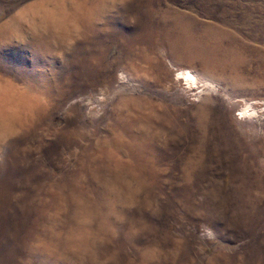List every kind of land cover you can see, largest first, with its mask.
Returning <instances> with one entry per match:
<instances>
[{"label": "rangeland", "instance_id": "374dc122", "mask_svg": "<svg viewBox=\"0 0 264 264\" xmlns=\"http://www.w3.org/2000/svg\"><path fill=\"white\" fill-rule=\"evenodd\" d=\"M21 2L0 0V16ZM57 51L0 45V71L49 98L30 132L0 146V264H60L29 255L45 210L60 190L91 191L114 161L154 181L157 214L132 215L164 264H264V0H130ZM115 246L133 264L132 238Z\"/></svg>", "mask_w": 264, "mask_h": 264}, {"label": "clouds", "instance_id": "9594fccd", "mask_svg": "<svg viewBox=\"0 0 264 264\" xmlns=\"http://www.w3.org/2000/svg\"><path fill=\"white\" fill-rule=\"evenodd\" d=\"M130 0H22L0 16V45L34 41L58 50L63 59L76 45L93 35L106 18ZM49 104L43 87L7 71H0V146L26 135L40 121ZM94 188L60 190L44 212V223L35 234L32 252L60 264H125L115 245L131 237L136 249L133 264H164L166 250L149 242L147 221L134 222L141 206L150 215L154 181L133 163L114 161L98 173ZM123 228V232L120 229ZM137 241H144L139 244Z\"/></svg>", "mask_w": 264, "mask_h": 264}, {"label": "bare ground", "instance_id": "6f19581e", "mask_svg": "<svg viewBox=\"0 0 264 264\" xmlns=\"http://www.w3.org/2000/svg\"><path fill=\"white\" fill-rule=\"evenodd\" d=\"M179 77L186 79V81H188L189 83H192V82L196 83L197 82L196 76L193 73H191L190 70H188L186 68L181 69V71L179 72Z\"/></svg>", "mask_w": 264, "mask_h": 264}]
</instances>
